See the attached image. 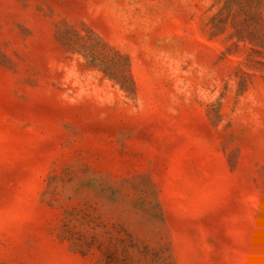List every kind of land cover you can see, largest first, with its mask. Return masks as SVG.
Masks as SVG:
<instances>
[{
  "label": "rangeland",
  "instance_id": "rangeland-1",
  "mask_svg": "<svg viewBox=\"0 0 264 264\" xmlns=\"http://www.w3.org/2000/svg\"><path fill=\"white\" fill-rule=\"evenodd\" d=\"M0 264H264V0H0Z\"/></svg>",
  "mask_w": 264,
  "mask_h": 264
}]
</instances>
